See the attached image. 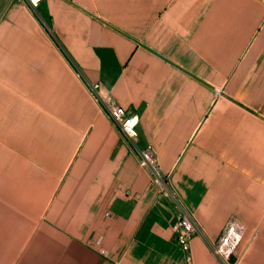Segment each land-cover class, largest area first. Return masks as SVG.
<instances>
[{"label":"crops","instance_id":"crops-1","mask_svg":"<svg viewBox=\"0 0 264 264\" xmlns=\"http://www.w3.org/2000/svg\"><path fill=\"white\" fill-rule=\"evenodd\" d=\"M233 220V261L264 264V0H0V264H220Z\"/></svg>","mask_w":264,"mask_h":264},{"label":"built area","instance_id":"built-area-1","mask_svg":"<svg viewBox=\"0 0 264 264\" xmlns=\"http://www.w3.org/2000/svg\"><path fill=\"white\" fill-rule=\"evenodd\" d=\"M24 1L32 9L37 8L41 2V0ZM88 88L102 111L137 150L139 166L148 172L160 192L171 191L170 179L164 176L152 146L148 145L144 149L138 148L139 115L117 105L108 94L103 92L101 83H91ZM174 232L176 243L187 253V259L190 261V240L195 235H204L202 226L192 213L185 211L174 225ZM243 236V227L237 221L233 220L227 224L218 241L211 245L212 253L220 264H236L233 256Z\"/></svg>","mask_w":264,"mask_h":264}]
</instances>
